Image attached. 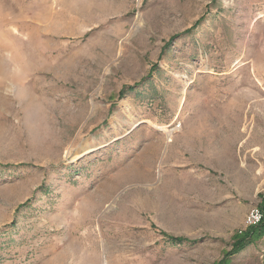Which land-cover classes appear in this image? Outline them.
Segmentation results:
<instances>
[{
    "label": "rangeland",
    "instance_id": "1",
    "mask_svg": "<svg viewBox=\"0 0 264 264\" xmlns=\"http://www.w3.org/2000/svg\"><path fill=\"white\" fill-rule=\"evenodd\" d=\"M256 119L264 0H0V264H264Z\"/></svg>",
    "mask_w": 264,
    "mask_h": 264
},
{
    "label": "built area",
    "instance_id": "2",
    "mask_svg": "<svg viewBox=\"0 0 264 264\" xmlns=\"http://www.w3.org/2000/svg\"><path fill=\"white\" fill-rule=\"evenodd\" d=\"M263 218V213L259 209H252L245 217L246 227L258 225Z\"/></svg>",
    "mask_w": 264,
    "mask_h": 264
},
{
    "label": "bare ground",
    "instance_id": "3",
    "mask_svg": "<svg viewBox=\"0 0 264 264\" xmlns=\"http://www.w3.org/2000/svg\"><path fill=\"white\" fill-rule=\"evenodd\" d=\"M243 119V118H242ZM244 121V120H243ZM236 122H237V124L240 122V121H238V120H236ZM260 123H261V125H263L264 126V120H259V119H256L255 120V123H253V128H252V135L253 134H256V129H257V127L260 125ZM244 127V126H243ZM245 128V127H244ZM160 129V131H162V132H168L167 130H166V127H162V128H159ZM251 144V143H250ZM93 151V149H90V150H86L84 153H82L81 155H79V157L80 156H83V155H85V154H88V153H90V152H92Z\"/></svg>",
    "mask_w": 264,
    "mask_h": 264
},
{
    "label": "trees",
    "instance_id": "4",
    "mask_svg": "<svg viewBox=\"0 0 264 264\" xmlns=\"http://www.w3.org/2000/svg\"><path fill=\"white\" fill-rule=\"evenodd\" d=\"M263 220H264V216H263V218H262V220H261V222L258 224L259 226H262V222H263ZM248 237L246 236L242 241H240L239 243H237V245H236V249L235 250H239L240 248H242V244H243V242L247 239Z\"/></svg>",
    "mask_w": 264,
    "mask_h": 264
}]
</instances>
